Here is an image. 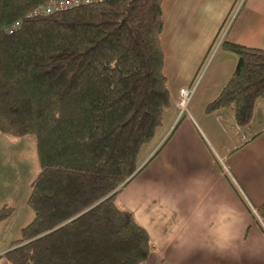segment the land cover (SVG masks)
Returning a JSON list of instances; mask_svg holds the SVG:
<instances>
[{"label": "trees", "instance_id": "16d2710c", "mask_svg": "<svg viewBox=\"0 0 264 264\" xmlns=\"http://www.w3.org/2000/svg\"><path fill=\"white\" fill-rule=\"evenodd\" d=\"M43 1L0 0V133L32 135L39 164L27 197L33 217L0 257L140 264L155 246L118 195L171 104L162 0H104L30 16ZM220 46L237 62L206 112L227 109L243 127L264 98V50ZM13 209L3 205L0 220Z\"/></svg>", "mask_w": 264, "mask_h": 264}, {"label": "crops", "instance_id": "0c3cea01", "mask_svg": "<svg viewBox=\"0 0 264 264\" xmlns=\"http://www.w3.org/2000/svg\"><path fill=\"white\" fill-rule=\"evenodd\" d=\"M161 9L171 104L154 141L138 153L140 171L118 195L155 246L140 264H264V105L256 102L243 127L227 109L206 112L237 62L220 44L264 50V0H162ZM182 87L194 90L188 113L178 118ZM11 169L0 172V208L13 207L12 217L21 204L28 224L37 174L26 161ZM15 239L0 245V255Z\"/></svg>", "mask_w": 264, "mask_h": 264}, {"label": "rangeland", "instance_id": "374dc122", "mask_svg": "<svg viewBox=\"0 0 264 264\" xmlns=\"http://www.w3.org/2000/svg\"><path fill=\"white\" fill-rule=\"evenodd\" d=\"M162 127L163 126L159 127L157 130L161 129ZM153 141L154 138H152L148 143L144 144L139 151L143 152L146 147L149 148L148 146ZM20 161L27 162L30 169V174H37L39 166L34 137L32 135L15 137L0 133V172H2L3 170H11L14 173V170L11 169L12 165L14 166L16 162ZM22 216L23 213L20 204L18 205L17 211L14 216H10V222H1L0 235L2 233L3 236L2 242L0 243L1 246H8V243L6 242H9L10 240L20 236L18 224H26L24 223L23 219H21ZM29 220L27 222H29Z\"/></svg>", "mask_w": 264, "mask_h": 264}, {"label": "built area", "instance_id": "2783aa9c", "mask_svg": "<svg viewBox=\"0 0 264 264\" xmlns=\"http://www.w3.org/2000/svg\"><path fill=\"white\" fill-rule=\"evenodd\" d=\"M104 0H45L36 5L29 13L30 16H45L61 12L73 7L98 3ZM16 24L14 27H17ZM194 88L182 87L179 89L177 101L178 118L188 113V105L192 97ZM264 105V98L262 99Z\"/></svg>", "mask_w": 264, "mask_h": 264}]
</instances>
